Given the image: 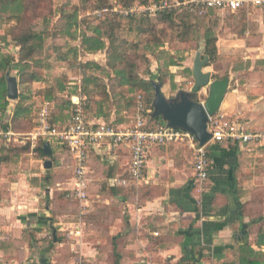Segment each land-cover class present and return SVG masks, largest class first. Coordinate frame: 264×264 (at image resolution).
<instances>
[{"label":"crops","instance_id":"0c3cea01","mask_svg":"<svg viewBox=\"0 0 264 264\" xmlns=\"http://www.w3.org/2000/svg\"><path fill=\"white\" fill-rule=\"evenodd\" d=\"M75 98L81 101L74 96L72 102ZM15 103L7 111L9 120ZM219 113L239 116L249 130H264V96L252 101L247 94L228 90ZM37 145L31 142L28 153L0 165V264H102L108 245L109 254H121L120 264H124L126 255L139 254L138 242L147 245L155 237L162 242L157 250L162 264H178L192 248L210 247L203 252L201 264L232 261L233 249L239 245L250 244L256 249L255 234L248 230V224L252 213L264 216L261 145L208 144L211 174L202 193L195 183L192 153L186 147H152L146 177L139 186L124 179L130 161L127 149L95 147L90 152L88 194L94 184L97 198L91 204L89 198L85 202L76 199L74 175L58 185L62 202L54 197L56 192L51 186L59 172L53 158L60 149L49 144L55 155L42 157L36 151ZM47 161L52 162L50 169L45 168ZM65 161L64 157L59 165L74 170L73 162ZM31 164L34 168H29ZM42 188L47 191L45 196H41ZM140 190L143 196L139 202L133 194ZM71 198L84 205L79 223L69 220ZM241 204H248L245 214ZM87 225L94 231L90 232ZM146 225L156 229L149 231L146 240L133 244L131 231Z\"/></svg>","mask_w":264,"mask_h":264},{"label":"trees","instance_id":"16d2710c","mask_svg":"<svg viewBox=\"0 0 264 264\" xmlns=\"http://www.w3.org/2000/svg\"><path fill=\"white\" fill-rule=\"evenodd\" d=\"M55 0H0V20L15 22V26L7 34L0 37V126L4 130L11 129L15 134L27 135L38 129L36 121L39 109L37 96L43 103L50 105V125L58 131L68 129L72 123L75 110L78 106L72 102V97L81 98L87 122L101 120L112 123L115 127H130L138 108V99L141 97L147 111H152L155 97L151 64L154 60L158 64L157 80L162 84H170L173 91L178 86L175 82V74L172 68H180L186 61L185 53L177 51L172 53L167 47L176 41L188 43L196 40L197 48L203 43V60L209 59L206 67H209L218 57L217 36L215 23L212 17L222 13L216 10H207L204 14L190 12L188 10L176 12H162L155 17L137 16L124 18L116 13H105L81 18L82 10L78 6L71 8V0L55 8ZM160 0H116L123 8H131L135 5H148ZM85 12L91 7L99 12L111 10V0H81ZM247 11L233 13L227 11L230 17ZM111 13V14H110ZM57 15V20L53 19ZM41 20L42 29L36 28L33 21ZM179 20V21H178ZM55 21V22H54ZM98 22V24H94ZM86 26L85 30L82 28ZM11 38V41L9 40ZM65 39L79 43L71 51L64 53L62 49L55 48L58 57L55 62L69 64L73 70L77 69L79 83L71 87V81L64 76L54 80V84L35 92L29 85L47 81L36 72V69L52 70V55L47 51V41L53 39ZM13 43L18 49V57L5 51V47ZM54 49V48H53ZM107 54L106 65L94 61L77 63L82 56L96 55L101 52ZM73 56V59L71 58ZM264 66V60L257 63ZM249 68L241 65L237 70ZM16 71L18 78V100L15 103L11 122L5 123V117L10 107L7 93L6 75L10 71ZM193 69L184 71L193 78ZM172 71V72H171ZM143 75L148 76L144 78ZM217 80L228 78V75L216 76ZM103 79V80H102ZM215 79V80H216ZM107 80V82H105ZM108 82L110 84L108 85ZM195 82V80H194ZM68 94L67 99L61 98ZM250 99L254 100L250 96ZM42 103V104H43ZM112 103L116 109H110ZM112 113L117 117L112 121ZM148 124L146 129H153L160 120H152L149 113L145 116ZM53 144L59 147V158L65 157L67 162L68 150L61 146L55 139H38L36 151L44 157V146ZM264 147V145H261ZM130 153V148L119 145ZM31 142L20 137L19 142L2 141L0 138V165L17 161L20 154L28 153ZM89 150V165L92 152ZM209 153V150H208ZM55 155L54 149L51 157ZM130 166V161H129ZM127 170L125 180L131 181L130 170ZM248 204L242 205L243 213H246ZM257 215H259L257 213ZM248 230L254 232V246L250 244L239 245L233 249L235 259L221 264H264V216L252 218L248 224ZM154 244L161 245L158 238H153ZM116 247L118 244H114ZM209 246L192 248L191 252L180 259L178 264H201L204 259L203 252L209 250ZM115 256L114 264H120V255Z\"/></svg>","mask_w":264,"mask_h":264},{"label":"rangeland","instance_id":"374dc122","mask_svg":"<svg viewBox=\"0 0 264 264\" xmlns=\"http://www.w3.org/2000/svg\"><path fill=\"white\" fill-rule=\"evenodd\" d=\"M68 0H55V8H60L62 4L67 3ZM111 6L119 5L116 0H111ZM71 8L74 6L80 7L82 10L81 12V18L89 17L90 20L96 19V11H93L91 7L85 12L83 9V5L81 3V0H71ZM122 7V6H121ZM243 11H247L244 13H239L237 15H234V17H230L228 13H219L212 17L213 22L215 23V33L218 39L217 42V48H218V57L215 62H213L209 67L204 68L205 73H211L212 74V81H215L216 76H224L228 75V78L230 79V86L229 91L231 93H242L243 95L252 96L253 98L260 99L261 96H264V66L257 65L258 62L264 60V8L257 9V8H250L245 9ZM112 13V12H111ZM110 13V14H111ZM57 15L53 18L57 20ZM179 21V20H178ZM55 22V21H54ZM33 24L36 25V28L42 29L39 25H41V20L36 19L33 21ZM94 24H98V22H94ZM15 26V22H5L4 20H0V37L7 34V32L12 29ZM87 28L84 26L82 29L85 30ZM11 41V38H9ZM79 43L74 41H67L65 39H53L47 41V48H50L51 50L47 51L48 54L52 55L51 64H53L54 68L52 70H44V69H36V72L42 75L43 77L47 78L46 82L43 83H36V84H30L29 87L34 90L35 92H40L43 89H46L47 87L54 84V80L58 78H64L67 77L71 82V87L76 86L79 83L80 77H78L77 69L74 68L73 70L70 68L69 64H72L75 60L68 63L63 62H55L56 58L58 57V52L55 51V48L62 49L64 53H67L68 51H71V48L76 47ZM203 43H200L199 48H197V42L196 40H192L188 43H181L179 41H176L173 45H170L167 47L172 53L176 54L177 51H188L185 53L186 61L183 63L182 67L180 68H172L171 70L175 74V82L178 86L176 91H173L170 84H163V92L164 95L172 99L174 98L180 90H184L187 92H191L194 88L195 82L186 72L184 71L186 68L193 69L194 61L196 53L201 49L202 54L204 51ZM54 48V49H53ZM5 51L11 54H14L16 57H18L19 49L11 43L9 46L5 47ZM73 59V56L71 55V58ZM87 61H94L101 65H106L107 63V54L105 52L98 53L96 55H88V56H82L79 58V61L77 63L81 62H87ZM248 65L249 68L237 70V68L241 65ZM158 64L154 60L151 64V71H152V77L151 79L153 82H158V72H157ZM171 71V72H172ZM10 74L14 77H16V71H10ZM144 78L148 79V76L143 75ZM17 78V77H16ZM18 80V78H17ZM103 80V79H102ZM180 80V81H177ZM217 80V79H216ZM19 82V81H18ZM107 82V80H105ZM159 83V82H158ZM110 82H108V85ZM111 85V84H110ZM68 94L62 95L61 98L67 99ZM209 96V89L204 88L202 91L197 93L196 100L201 103H205L207 98ZM38 100V108L43 103V100L37 96ZM254 101V100H252ZM11 104H14V101H10ZM110 109L112 112L116 109V107L110 103ZM238 117L239 116H234ZM8 117H5L4 122L9 123L11 122ZM117 117L114 113H112V121L115 120ZM37 121V118H36ZM240 121L242 119L240 118ZM160 122H162L160 120ZM38 143V141L36 142ZM59 155V154H58ZM58 155H56L53 159L54 162H56V168L57 172L59 174L55 175V179L53 181V186L55 189L56 194L54 197L58 199V201L61 203L63 200L62 195H59L58 193V185L59 183H66L67 180H69L71 177H73L74 170H71L69 167L61 166L59 165L60 160L63 158H59ZM192 156V155H191ZM38 158V157H34ZM52 158V157H50ZM67 162V160L65 161ZM36 164V163H35ZM67 164V163H66ZM33 165H29V168ZM40 166V164H39ZM98 166V165H97ZM97 166H95V170L97 169ZM30 170V169H29ZM29 172V171H27ZM24 175V174H23ZM57 178V179H56ZM24 181H27V179H24ZM162 190V189H160ZM91 195L89 196V204L95 203L97 198L96 190H94V184L91 190ZM46 189L42 188L40 190L41 196H45ZM143 191L140 190L138 193H134V197L139 200H141V197ZM52 195V196H53ZM44 203L45 199L41 200ZM69 204V216L71 222H77L79 223L80 219L82 218L81 212L83 210V204L76 201L75 198H71ZM252 218L259 217L260 215H256L252 213ZM93 218V217H92ZM94 219V218H93ZM92 219V220H93ZM95 222V220H94ZM90 224V223H88ZM88 226V225H87ZM156 226V225H155ZM93 227V226H92ZM108 227V226H107ZM99 230V226H95V229ZM142 228V229H141ZM137 228L131 231V236L133 239V244L137 243L139 239L146 240L147 234L149 231H153L156 229V227H149V225H146L144 227ZM93 228H90L88 226V230L90 232L94 231ZM109 229V228H108ZM106 229L108 232L109 230ZM138 229L141 230V233L139 234ZM174 230H172L170 233H168L170 236H173ZM70 235V231H69ZM76 235V234H75ZM71 236V235H70ZM48 238L51 240V237L48 236ZM73 236H71V240H73ZM150 238V237H149ZM136 241V242H135ZM149 241V240H148ZM154 240H150V242L147 243V245H141V243L138 242L139 246V254H128L124 258V264H162V255L157 254V250L159 248L158 244H154ZM92 246H94L95 242H91ZM162 244V243H161ZM136 245V244H135ZM108 248L105 249V257H103L104 260H102V264H114L115 256L112 254H109L110 245L107 246ZM118 249H120V246H118ZM124 249V247H123ZM126 249V248H125ZM156 252V254H153V252ZM137 252V251H136ZM121 262L122 257L121 254ZM137 255V257H136ZM77 264V263H75ZM78 264L79 261H78Z\"/></svg>","mask_w":264,"mask_h":264},{"label":"built area","instance_id":"2783aa9c","mask_svg":"<svg viewBox=\"0 0 264 264\" xmlns=\"http://www.w3.org/2000/svg\"><path fill=\"white\" fill-rule=\"evenodd\" d=\"M264 8V0H160L148 5H135L131 8H123L114 5L111 10L96 12V16L112 12L124 18L137 16L155 17L162 12H176L188 10L190 12L204 14L207 10H216L222 13H233L241 10ZM138 108L130 127H115L112 123L99 120L87 122L82 102L75 110L70 127L64 131H58L50 125V105L42 104L37 115L38 129L31 134L18 135L11 129L4 130L0 126V138L2 141L19 142L20 137L35 144L38 139L57 140L61 146L68 150V158L74 164L75 197L80 202L89 198L91 183L89 150L104 145L117 147L125 145L130 148V176L134 186H139L145 180L146 169L150 149L154 146L181 145L188 148L193 157L194 179L199 193H202L205 184L210 179L211 159L207 146H200L195 136L190 133L174 130L160 122L153 129H146L148 124L145 117L147 111L139 97ZM9 124V123H8ZM210 131L212 140L209 144L233 143L241 146L264 145V130H249L238 117H228L219 112L211 118Z\"/></svg>","mask_w":264,"mask_h":264},{"label":"water","instance_id":"95a60500","mask_svg":"<svg viewBox=\"0 0 264 264\" xmlns=\"http://www.w3.org/2000/svg\"><path fill=\"white\" fill-rule=\"evenodd\" d=\"M208 62V58L203 60L200 49L196 53L192 70L195 80L193 90L191 92L180 90L172 99L164 95L162 83L153 82L155 97L150 113L152 120H161L167 128L192 134L202 147L207 146L212 140L211 118L220 111L230 86L229 78L212 81V74L204 72ZM6 81L8 99L17 101L19 95L17 78L9 72L6 75ZM204 88L209 89V96L205 103H201L196 100V95ZM79 102V98L73 100L74 105H78ZM44 153L46 156L52 154L49 144L44 146ZM51 167L52 162L47 161L45 168L50 169Z\"/></svg>","mask_w":264,"mask_h":264}]
</instances>
